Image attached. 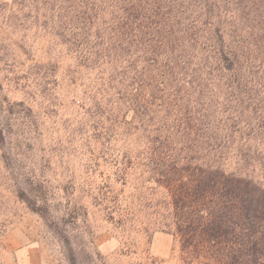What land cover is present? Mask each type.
I'll list each match as a JSON object with an SVG mask.
<instances>
[{"label": "trees", "instance_id": "16d2710c", "mask_svg": "<svg viewBox=\"0 0 264 264\" xmlns=\"http://www.w3.org/2000/svg\"><path fill=\"white\" fill-rule=\"evenodd\" d=\"M0 12L22 48L44 33L50 59L96 73L92 157L110 154L116 124L139 123L142 155L125 158L142 157L170 198L166 229L250 242L264 264V0H10Z\"/></svg>", "mask_w": 264, "mask_h": 264}, {"label": "rangeland", "instance_id": "374dc122", "mask_svg": "<svg viewBox=\"0 0 264 264\" xmlns=\"http://www.w3.org/2000/svg\"><path fill=\"white\" fill-rule=\"evenodd\" d=\"M14 21L0 12V264H254L250 242L216 246L163 226L170 198L147 181L142 157L125 158L143 152L137 121L110 131L121 164L92 157L96 73L50 59L44 33L22 48ZM132 114L123 106L119 119Z\"/></svg>", "mask_w": 264, "mask_h": 264}]
</instances>
